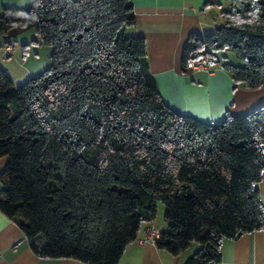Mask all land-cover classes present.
Returning <instances> with one entry per match:
<instances>
[{
  "label": "trees",
  "instance_id": "1",
  "mask_svg": "<svg viewBox=\"0 0 264 264\" xmlns=\"http://www.w3.org/2000/svg\"><path fill=\"white\" fill-rule=\"evenodd\" d=\"M212 33H192L182 64L229 50L244 88L264 81V0H230ZM131 0L0 6V36L31 26L51 64L16 86L0 67V211L42 258L118 264L165 205L155 243L183 264H216L223 238L264 230V105L212 125L162 99L146 41L127 35ZM224 58V57H222Z\"/></svg>",
  "mask_w": 264,
  "mask_h": 264
},
{
  "label": "crops",
  "instance_id": "2",
  "mask_svg": "<svg viewBox=\"0 0 264 264\" xmlns=\"http://www.w3.org/2000/svg\"><path fill=\"white\" fill-rule=\"evenodd\" d=\"M33 0H0L1 7L25 9ZM135 24L127 35L146 41L148 65L164 102L176 112L208 124L228 115L248 114L264 105V81L248 89L234 82L215 57L211 69L193 72L182 64V52L192 33L209 34L223 23L222 12L230 0H131ZM16 42V46L12 44ZM8 46L11 53L3 57ZM2 49V50H1ZM52 48L42 43L31 26L11 27L0 36V67L14 80L42 73L51 64ZM11 56V60L8 57ZM8 161L0 157V174ZM264 204V175L256 184ZM2 184L0 183V189ZM164 207L157 205L154 221L143 222L134 241L127 245L118 264H183L200 244L191 243L177 255L159 249L146 239L151 227L165 228ZM0 264H87L72 258H42L34 254L21 228L0 211ZM216 264H264V230L223 238Z\"/></svg>",
  "mask_w": 264,
  "mask_h": 264
},
{
  "label": "built area",
  "instance_id": "3",
  "mask_svg": "<svg viewBox=\"0 0 264 264\" xmlns=\"http://www.w3.org/2000/svg\"><path fill=\"white\" fill-rule=\"evenodd\" d=\"M11 53V48L6 46L3 51V57H7ZM215 57L209 54L201 55L197 58L189 59L186 62L185 67L193 72L206 71L211 69L212 63L215 61ZM159 235V230L155 227H151L147 233L146 239L155 241Z\"/></svg>",
  "mask_w": 264,
  "mask_h": 264
},
{
  "label": "rangeland",
  "instance_id": "4",
  "mask_svg": "<svg viewBox=\"0 0 264 264\" xmlns=\"http://www.w3.org/2000/svg\"><path fill=\"white\" fill-rule=\"evenodd\" d=\"M12 44L13 45H15L16 46V42H14V41H12ZM2 50V49H1ZM4 51V50H3ZM217 55H218V57H216V58H220L222 61H226V62H230V63H233V64H240V62L236 59V57L234 56V54L233 53H231L229 50H221V51H219L218 53H217ZM3 56V55H2ZM222 57H224V58H222ZM11 58V56L10 57H8V59L9 60H11L10 59ZM12 61V60H11ZM29 77H31V76H29ZM28 77V78H29ZM28 78H26L25 80H22V82H20V80H14V84L16 85V86H19V85H21L24 81H26ZM157 205L158 206H163L164 207V209H165V205L162 203V202H157ZM191 243H198V244H200L198 241H192Z\"/></svg>",
  "mask_w": 264,
  "mask_h": 264
}]
</instances>
